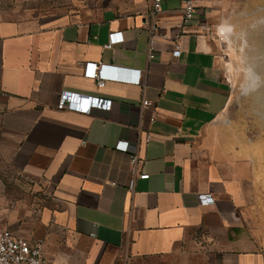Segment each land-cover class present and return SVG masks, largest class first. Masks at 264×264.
Wrapping results in <instances>:
<instances>
[{"label": "crops", "instance_id": "obj_1", "mask_svg": "<svg viewBox=\"0 0 264 264\" xmlns=\"http://www.w3.org/2000/svg\"><path fill=\"white\" fill-rule=\"evenodd\" d=\"M15 1L0 16V164L25 182L0 174V230L40 242L48 264H264V82L236 98L217 36L222 22L254 30L264 9L200 0L183 23L180 0H164L168 38L150 57L151 0ZM86 62L142 84L98 87ZM63 91L110 108L58 110Z\"/></svg>", "mask_w": 264, "mask_h": 264}, {"label": "built area", "instance_id": "obj_2", "mask_svg": "<svg viewBox=\"0 0 264 264\" xmlns=\"http://www.w3.org/2000/svg\"><path fill=\"white\" fill-rule=\"evenodd\" d=\"M164 0H151L150 10L148 18L146 20L147 30L149 33V52L150 57H152L154 52V43L157 38L161 40H167L168 36L165 33L159 31V20L158 16L162 11V3ZM200 0H180L182 8V20L183 23L190 21L198 6ZM211 33V32H210ZM212 34V33H211ZM218 36L219 40L222 37ZM122 40V35L120 32L111 33L109 38L108 47H110L114 42ZM178 40V36L176 41ZM180 55V46L178 43L174 44V48L171 51L172 57H178ZM84 76L95 80L98 87H103L106 81L117 80L126 83H131L134 85H141L142 78L140 75V70H132L122 75L118 69L108 66L105 64H97L94 62H86L83 66ZM142 107L151 106L152 103L148 100H142ZM102 108L104 110H109L110 100L99 99L90 96H81L77 93H72L68 91H63L60 93L56 108L58 110H69L76 112L87 113L91 108ZM154 117L150 118L153 121ZM149 140L148 136L145 138L147 143ZM129 143L125 140H120L116 144V148L119 150L126 151ZM131 174L134 175V166L137 162V156L134 152L129 153ZM139 179H147L148 174H139L137 176ZM135 182V177L132 176L128 183V190H132ZM0 264H48L43 257V246L40 242H30L26 239L19 238L15 236L11 231L7 229L0 230Z\"/></svg>", "mask_w": 264, "mask_h": 264}, {"label": "water", "instance_id": "obj_3", "mask_svg": "<svg viewBox=\"0 0 264 264\" xmlns=\"http://www.w3.org/2000/svg\"><path fill=\"white\" fill-rule=\"evenodd\" d=\"M262 9H264L263 7H258V11H261ZM233 21V20H232ZM250 23L254 24V30L252 31H247L241 34V36H237L235 35V32L233 31V23L231 24L230 21L229 22H222L221 23V28H217V34L219 36L222 37L223 39V43L224 45L227 47L230 44V39L231 37L232 40H234V42L236 44H239V42H241V44L239 45V47L241 46L242 48L244 46H248L247 41L250 39H257V38H261L262 40H260V42L264 43V13L263 14H258L257 16L252 17V19L249 20ZM224 26H231V32H227V30L224 28ZM258 34V35H257ZM257 36V37H255ZM245 41V43H243L242 41ZM232 43V42H231ZM256 44V42H255ZM251 50L249 54H246L245 51H242L241 57H240V62H242L245 65H252L254 67V71L256 72V74L258 75L259 79L258 82L254 85L251 86V78L244 73L245 76V80L243 81V83L239 86L238 90H237V97L236 98H244L248 95V93L254 89L255 87H259L263 84L264 82V53L259 52L258 53V49L255 45H251ZM241 49V48H240Z\"/></svg>", "mask_w": 264, "mask_h": 264}, {"label": "rangeland", "instance_id": "obj_4", "mask_svg": "<svg viewBox=\"0 0 264 264\" xmlns=\"http://www.w3.org/2000/svg\"><path fill=\"white\" fill-rule=\"evenodd\" d=\"M250 3V6L252 5H258V7H263L264 8V0H249L248 4ZM16 4L15 0H0V16L1 17H5V18H14L16 16L11 14V10L13 9V5ZM216 6V5H215ZM246 22V21H244ZM244 22H241L242 24H244ZM221 25V24H220ZM224 27H229L231 28V26H224ZM264 33V31H263ZM233 37H231L230 39V44L225 48H226V52L225 54H223L222 56V62L225 65L229 64V59H230V55L232 56L233 60L235 61L236 67H237V78L235 79L237 87L239 88V86L243 83V81L245 80V76L244 73H246L250 78H251V86L256 84L258 81H254L252 79V75H256L257 76V80L259 79L258 75L256 74V72L254 71V67L252 65H245L242 62H240V57L242 54V51L244 50L246 54L250 53L251 50V45H255L258 49V53L262 52L264 53V43L260 42L261 38H257V39H250L247 41L248 46H244L243 48L239 45L241 44V42H239V44H236L234 42V40H232ZM232 42V43H231ZM243 43H245V41H242ZM256 42V44H255ZM241 48V49H240ZM244 72V73H243ZM0 174L2 175L1 177L5 180H9V179H15L18 181L19 186H21L25 180L23 177L21 176H14L11 172H9L8 169H6L2 164H0Z\"/></svg>", "mask_w": 264, "mask_h": 264}, {"label": "bare ground", "instance_id": "obj_5", "mask_svg": "<svg viewBox=\"0 0 264 264\" xmlns=\"http://www.w3.org/2000/svg\"><path fill=\"white\" fill-rule=\"evenodd\" d=\"M224 28L227 30V32H230V28H229V27H224ZM251 77H252V79H253V82H254V81H255V82L258 81V80H257V76H256L255 74L252 75Z\"/></svg>", "mask_w": 264, "mask_h": 264}]
</instances>
